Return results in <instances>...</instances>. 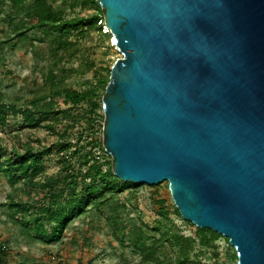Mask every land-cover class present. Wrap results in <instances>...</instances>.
I'll list each match as a JSON object with an SVG mask.
<instances>
[{
	"label": "water",
	"instance_id": "1",
	"mask_svg": "<svg viewBox=\"0 0 264 264\" xmlns=\"http://www.w3.org/2000/svg\"><path fill=\"white\" fill-rule=\"evenodd\" d=\"M121 53L102 97L113 174L264 264V0H95Z\"/></svg>",
	"mask_w": 264,
	"mask_h": 264
},
{
	"label": "trees",
	"instance_id": "2",
	"mask_svg": "<svg viewBox=\"0 0 264 264\" xmlns=\"http://www.w3.org/2000/svg\"><path fill=\"white\" fill-rule=\"evenodd\" d=\"M60 1V6H56L57 0H0V32L4 33L0 50L15 41L43 60L41 84L25 106L6 102L0 93V123L6 126L12 114L21 115L30 128L51 117L56 124L64 118L76 124L79 117L72 116V111L85 104L82 117H87L86 125L91 130H86V146L71 151L66 140L71 124H66L59 134L54 124H45L48 130L57 132L55 143L39 148L27 143L22 151L13 149L12 155L5 154L0 161V173L11 186L21 184L29 194L27 198H8L4 207L9 221L18 226L22 236L49 246L62 242L75 220L97 216L119 248L133 254L132 261L126 258L124 264H205L202 257L220 240L224 241L229 257L237 260L227 238L184 221L175 206L173 214L186 231L169 218L163 201L158 202V218L150 226L140 216L132 215L120 198L124 192L133 196L132 190L140 186L119 180L112 172L111 162L101 161L97 150L105 151L102 138L94 130L95 124L104 119L101 102L111 69H96L84 60L89 36L96 33L108 44L111 35L102 32L104 18L95 0ZM67 8H91L93 12L67 16ZM87 74H91V79L85 80L81 90L68 84L69 79ZM51 155L57 158L60 172L43 175ZM5 254L6 246L1 245L0 264L4 263Z\"/></svg>",
	"mask_w": 264,
	"mask_h": 264
},
{
	"label": "rangeland",
	"instance_id": "3",
	"mask_svg": "<svg viewBox=\"0 0 264 264\" xmlns=\"http://www.w3.org/2000/svg\"><path fill=\"white\" fill-rule=\"evenodd\" d=\"M60 4L61 1L57 0L56 6H60ZM81 12L91 14L93 10L91 8H86L85 11L79 8L66 9L67 16H75ZM1 20L0 30L3 28ZM103 30L104 24L102 32L105 33ZM3 36L4 33L0 32V40ZM120 58L122 55L113 45L112 36L108 44L96 33L88 37L85 44L84 60L91 62L96 69H111L114 62ZM41 61H43L42 58L35 57L27 46H20L15 41L4 45L0 50V93L3 94L6 102L23 107L33 98L35 90L41 84V69L43 67ZM73 63L76 64L75 61ZM90 77L91 74L82 78L73 77L69 79L68 84L76 90H81L85 86V80ZM59 106H63L62 103L59 102ZM86 108L87 105L83 104L72 111V116L79 117L76 124L68 123V118H64L56 124L54 117H51L48 120H43L36 128L28 127L21 115H9L6 126L0 123V148L4 149L1 151L0 161L2 162L5 154L12 155L13 149L22 151L27 143L35 148L55 143L58 134L63 131L66 124H71L70 132L66 136L70 150L74 151L77 147L82 150L86 146L89 134L86 130H91L86 125L87 117H82ZM49 123L56 126L58 134L45 127V124ZM102 124L103 119L99 120L94 127V130L98 131L97 137L99 138H102ZM97 151L102 156L103 163L111 162V157L105 152L100 149ZM50 158L51 161L45 165L43 175L53 176L60 172L57 158L53 155ZM132 191L133 196L127 192L120 194V198L126 202L132 215L140 216L144 222L153 226L158 218L157 211L161 206L158 202L163 201L164 205L162 206L168 212L169 218L182 231H186L173 214L174 204L167 182L153 187L140 186ZM28 196L29 194L21 184L11 186L7 178L0 173V246H6L3 264H124L126 258L132 261L133 254L119 248L109 235L102 219L97 216L75 220L65 232L62 242L54 245L45 246L22 236L18 226L9 221L4 205L9 197L27 198ZM202 262L205 264H237V260L229 257L223 240L216 242L215 247L205 253Z\"/></svg>",
	"mask_w": 264,
	"mask_h": 264
},
{
	"label": "bare ground",
	"instance_id": "4",
	"mask_svg": "<svg viewBox=\"0 0 264 264\" xmlns=\"http://www.w3.org/2000/svg\"><path fill=\"white\" fill-rule=\"evenodd\" d=\"M105 29H106L105 31L107 32L106 34H111L107 28H105Z\"/></svg>",
	"mask_w": 264,
	"mask_h": 264
},
{
	"label": "built area",
	"instance_id": "5",
	"mask_svg": "<svg viewBox=\"0 0 264 264\" xmlns=\"http://www.w3.org/2000/svg\"><path fill=\"white\" fill-rule=\"evenodd\" d=\"M105 28H106V27L104 26V30H103V31H104L105 33H107V32L105 31V30H106Z\"/></svg>",
	"mask_w": 264,
	"mask_h": 264
}]
</instances>
